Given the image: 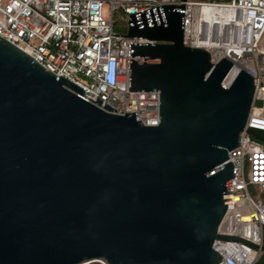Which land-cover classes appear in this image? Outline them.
I'll return each mask as SVG.
<instances>
[{"label":"water","instance_id":"95a60500","mask_svg":"<svg viewBox=\"0 0 264 264\" xmlns=\"http://www.w3.org/2000/svg\"><path fill=\"white\" fill-rule=\"evenodd\" d=\"M184 1V0H180ZM128 29L127 92L158 93V125L108 113L0 38V264H216L213 240L252 96L240 71L182 44L181 14ZM246 132L264 143L251 129Z\"/></svg>","mask_w":264,"mask_h":264},{"label":"built area","instance_id":"2783aa9c","mask_svg":"<svg viewBox=\"0 0 264 264\" xmlns=\"http://www.w3.org/2000/svg\"><path fill=\"white\" fill-rule=\"evenodd\" d=\"M164 6L181 14L183 46L204 50L212 65L230 62L222 86L240 71L252 79L245 124L227 152L229 202L216 228L234 243L213 240L211 249L222 258L216 264H255L264 250V143L246 130L264 132V0H0V38L81 89L84 95L74 93L81 100L114 115L134 113L142 126L156 127L158 93L127 92L128 44L152 42L126 33L158 25L159 18L164 23ZM115 12L122 27L115 26Z\"/></svg>","mask_w":264,"mask_h":264},{"label":"trees","instance_id":"16d2710c","mask_svg":"<svg viewBox=\"0 0 264 264\" xmlns=\"http://www.w3.org/2000/svg\"><path fill=\"white\" fill-rule=\"evenodd\" d=\"M255 134L258 136V137H261L262 139H264V132H258V131H255ZM262 245L264 247V230H263V240H262ZM255 264H264V250L261 254V256L258 258V260L256 261Z\"/></svg>","mask_w":264,"mask_h":264},{"label":"rangeland","instance_id":"374dc122","mask_svg":"<svg viewBox=\"0 0 264 264\" xmlns=\"http://www.w3.org/2000/svg\"><path fill=\"white\" fill-rule=\"evenodd\" d=\"M118 16H119L118 12H115L114 13V19H115V26L117 28L122 27V23L118 20L119 19ZM249 192H251V190H249Z\"/></svg>","mask_w":264,"mask_h":264},{"label":"flooded vegetation","instance_id":"af4514ba","mask_svg":"<svg viewBox=\"0 0 264 264\" xmlns=\"http://www.w3.org/2000/svg\"><path fill=\"white\" fill-rule=\"evenodd\" d=\"M261 138V137H260ZM262 139V138H261ZM262 140H264V139H262Z\"/></svg>","mask_w":264,"mask_h":264}]
</instances>
